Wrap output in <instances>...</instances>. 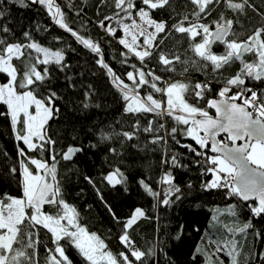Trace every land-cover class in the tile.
Returning <instances> with one entry per match:
<instances>
[{
	"label": "snow or ice",
	"instance_id": "snow-or-ice-1",
	"mask_svg": "<svg viewBox=\"0 0 264 264\" xmlns=\"http://www.w3.org/2000/svg\"><path fill=\"white\" fill-rule=\"evenodd\" d=\"M6 3L18 4L23 8L30 5L43 6L61 29L96 55L97 64L106 70L112 84L122 94L126 115H167L186 126L183 129L186 136L201 149H209L215 153L208 156L207 152L197 151L191 145H183L197 156L206 157L210 165L207 171L213 174L214 179L203 187L227 189L230 195L237 196L242 201H255L254 205L249 204L251 213L254 217L264 215V92L246 85L249 79L264 81V27L254 29L246 40L241 41L236 38L238 33L233 30L237 22L223 13H220L218 19L205 22L221 3L233 12L243 13L246 7H252L248 0H187L193 11L179 15L171 25L167 21L153 19L152 12L172 8L173 0H140L143 7H138L137 0H113V15L105 16L99 26L112 36L117 31L112 22L120 26L124 35L119 43L127 49L122 53L124 59L121 62L127 63L129 53L139 61V67L130 65L132 71L125 73L128 83L105 62L98 42L85 39L70 27L55 0H0V73L7 77L6 82L0 83V103L8 108L6 114L0 115L10 117L16 140L25 145V148L17 147L23 196H5L0 199V264H40L38 246L41 243V228L51 233L55 245L54 248H46L48 255L45 257V264H72L60 243L65 238L75 245L90 264H146L147 258L154 254L138 248L129 234L138 218L145 216L142 209H135L133 215L125 221L124 231L119 239L127 252H121L117 257L106 250L107 245L98 236L88 233L78 223L76 209L62 198L60 185L56 180V141L48 135L45 127L60 112L59 107H56V101L60 97L50 88L48 66L55 64L61 71L69 66L64 62L62 50H52L41 45L34 39L31 31L25 30L22 40L15 39V33L7 20ZM44 30L47 31V28ZM173 32L188 40V50L192 56L181 59L179 54L163 51L165 38ZM138 37H144L143 43L139 42ZM217 44L223 45L222 53L213 50ZM248 54H252L255 59L245 60ZM153 59L161 72L173 73L176 65L180 64L183 73L191 68L206 73L210 78L195 83L179 80L168 82L163 75L148 67ZM237 62L240 64L239 71L232 76H225V72ZM41 65L44 66L43 70H40ZM213 81L221 84L216 94L218 98L205 99L212 92ZM42 87L47 90L46 96L36 94ZM20 89L24 91H19ZM141 89L145 90V95H141ZM157 93L165 99L155 98ZM85 95L86 98L90 96L89 93ZM188 98L205 101L207 108L215 109L217 117L214 118L207 110L189 103ZM88 106L87 103L84 104L85 108ZM31 107L35 108V114L29 111ZM153 124L154 121L150 120L142 128L140 119L137 118L131 125V131H101L98 139L105 142L120 137L123 145L125 141L136 139L140 132L152 133L153 144L166 143L165 136L175 139L176 127L168 130L163 123L157 127H153ZM160 132L165 135H159ZM220 133L225 134L223 140L216 139ZM83 151L81 146L69 145L59 155L61 159L71 161L77 153ZM109 151L119 155L116 148H110ZM46 152L51 164L48 159L42 158ZM171 163L173 166H180L175 155L171 157ZM9 171L15 174L17 169L11 168ZM47 177H51V182ZM85 179L94 184L91 177ZM104 179L113 186L126 181L119 168ZM162 180L169 187L166 198L161 203L169 205L174 203L171 196L179 193L180 188L174 185V177L170 172L165 173ZM140 184L150 195L159 197L160 193L154 192L144 180ZM179 198L177 195L176 199ZM46 204L57 209L55 214L44 211L43 206ZM26 209H31V214ZM229 211L232 216H236L234 205ZM112 215L114 219H118L115 213ZM253 227L251 221H248L242 227L235 230L229 228L228 231L247 233ZM254 234L258 239L261 236L258 231ZM208 243L214 246L213 253L208 254L206 250L202 252L199 247L196 249L198 254L207 256L208 264H211L212 255L225 249L231 258V264H240L239 241H222L209 237ZM258 258L264 261V252H260Z\"/></svg>",
	"mask_w": 264,
	"mask_h": 264
},
{
	"label": "trees",
	"instance_id": "trees-1",
	"mask_svg": "<svg viewBox=\"0 0 264 264\" xmlns=\"http://www.w3.org/2000/svg\"><path fill=\"white\" fill-rule=\"evenodd\" d=\"M55 3L60 6L73 30L85 39L99 43L105 62L128 83L125 73L132 71L130 65L135 64L139 67V61L129 53L127 63L121 62L124 59L122 53L127 49L119 43V26L112 22L113 26L117 27L115 36L108 34L99 26V22L105 16L113 15L115 11L113 0H55ZM248 4L252 7H246L243 13H237L225 8L221 3L205 22L218 19L220 13H223L227 18L237 22L233 26V30L238 33L236 38L246 40L254 29L264 27V0H248ZM137 5L143 7L140 0H137ZM5 8L15 39L22 40V33L29 30L41 45L53 50H62L65 54L64 62L69 67L61 71L55 64L48 66L50 88L60 97L56 101V107H59L60 112L55 119L49 120L45 127L48 135L56 141L54 146L57 153L56 180L59 182L62 198L76 209L78 223L86 228L88 233L98 236L107 245L106 250L119 257V253L127 252L119 239L124 231V223L133 215L135 209L139 208L144 211L145 216L138 218L129 234L138 248L154 253L147 258L146 264H208L207 256L198 254L196 249L199 247L202 252L206 250L208 254L214 251V246L208 243L211 232H214L212 236L219 240L229 236L239 241L240 264L245 262L264 264V261L258 258V254L264 252V215L254 217L249 204L254 205L255 202H244L239 197L230 195L227 189L203 187L213 179V174L207 171L210 165L206 157L197 156L183 145H191L197 151L207 152L208 156L214 154L209 149H201L186 136L183 132L186 126L167 115L163 117L155 114L141 117L126 115L122 94L112 84L106 70L97 64L96 55L61 29L43 6L30 5L23 8L18 4L6 3ZM192 11L193 8L187 0H173L172 8L154 10L152 18L167 21L171 25L179 15ZM162 49L166 53L179 54L181 59L192 56L188 50V40L175 32L165 38ZM213 50L222 53L224 48L223 45L217 44ZM254 59L252 54L245 57L248 61ZM43 67L41 65L40 70H43ZM148 67L155 69L168 82L179 80L195 83L210 78L206 73L191 68L187 73H183L180 64L176 65V71L173 73L161 72L155 59L148 63ZM239 69L240 64L234 63L225 72V76H232ZM2 79L6 81V77ZM246 85L258 92H264V81L249 79ZM220 87V83L213 81L212 92L205 99L218 98L216 94ZM86 93L90 94L89 98H86ZM36 94L46 96L47 90L39 88ZM145 94V90L141 89V95ZM155 98L164 99L158 93L155 94ZM188 102L214 115V112L207 108L205 101L188 98ZM85 103L89 105L87 108L84 107ZM7 112V105L0 103V113ZM137 118L140 119L142 128L146 127L150 120L154 121L153 127L160 123L168 130L176 127L175 139L165 136L166 143L153 144L152 133L140 132L136 139L125 141L123 145L120 137L111 141H99L101 131L107 132L111 129L117 132L131 131V125ZM158 134L165 135L163 132ZM223 139L224 137L220 138ZM69 145L81 146L84 151L77 153L71 161H65L61 159L59 153L65 151ZM17 147L25 148V145L16 140L10 117L0 115V199L5 196L15 198L23 196ZM110 148H116L119 155L110 152ZM173 155L177 157L179 167L172 165ZM42 158L48 159L49 164L52 163L47 152ZM165 160L169 162L164 163ZM11 168H16L17 172L11 174L9 171ZM116 168L121 170L126 181L113 186L104 177ZM169 172L180 192L171 196L174 203L164 205L161 201L166 198L169 186L162 178ZM85 177H91L94 184L89 183ZM141 180H144L154 192L160 193L159 197H153L146 192L140 184ZM177 195L180 197L178 200ZM233 205L236 216H232L229 211ZM219 209L224 213L222 214ZM56 210L50 205L44 207V211L50 214H55ZM112 213H115L118 219H114ZM213 213L217 223L209 233L208 225ZM248 221H251L254 227L247 233L227 230L229 227L238 229ZM256 231L261 233L259 239L254 234ZM39 237L41 241L38 246L39 260L40 264H45V257L48 255L46 248H54L55 245L51 233L47 230L41 228ZM60 243L72 264H90L67 238ZM242 243L245 246L240 249ZM212 263L231 264L227 249L212 256Z\"/></svg>",
	"mask_w": 264,
	"mask_h": 264
},
{
	"label": "rangeland",
	"instance_id": "rangeland-1",
	"mask_svg": "<svg viewBox=\"0 0 264 264\" xmlns=\"http://www.w3.org/2000/svg\"><path fill=\"white\" fill-rule=\"evenodd\" d=\"M118 29H119V31H120V38L124 35V33H123V31L121 30V28H120V26L118 27ZM149 31H151V29H149ZM157 39H158V37H157ZM138 40H139V42L140 43H143V40H144V37H138ZM53 50V49H52ZM64 54V53H63ZM64 58H65V54H64ZM65 61V60H64ZM2 77H6V75L5 74H2V73H0V83H4V82H6V81H2L3 79H2ZM6 80H7V77H6ZM165 99V98H164ZM29 111L30 112H32L33 114H35V108L34 107H31L30 109H29ZM21 119H23V117H21ZM19 125L17 126V128L19 129ZM21 142V141H20ZM23 144V143H22ZM41 174H43V173H41ZM47 179L49 180V182H51V177H47ZM213 179H214V177H213ZM212 179V180H213ZM47 205V204H46ZM46 205H44L43 206V209H44V207L46 206ZM31 209H26V212H28L29 214H31ZM219 211L223 214L224 213V211H222L221 209H219ZM214 217H215V219H214ZM216 216H215V213H213L212 214V217H211V219H210V222H209V225H208V231L209 230H211V228L213 229V228H215V225H216V223H217V221H216ZM229 228H232V227H229ZM228 228V229H229ZM227 229V230H228ZM72 230H74V229H72ZM209 233H210V231H209ZM208 232H207V234H209ZM214 232H211L210 234H211V238H213V239H217V240H219V238H216V237H213L212 236V234H213ZM233 234V233H232ZM209 238V237H208ZM222 241H227V240H233V238H231V237H229V236H225V237H223V239H221ZM238 241V240H237ZM244 246H245V244L244 243H242L241 244V247H240V249H243L244 248ZM242 251V250H241ZM214 251H210V253L209 254H211V253H213ZM217 255V253L215 254V256ZM212 256H214V255H212ZM213 264V263H212Z\"/></svg>",
	"mask_w": 264,
	"mask_h": 264
},
{
	"label": "water",
	"instance_id": "water-1",
	"mask_svg": "<svg viewBox=\"0 0 264 264\" xmlns=\"http://www.w3.org/2000/svg\"><path fill=\"white\" fill-rule=\"evenodd\" d=\"M246 56H247V55H246ZM246 56H245V57H246ZM211 110L214 112V113H213V114H214L213 117L216 118V117H217V114H216V112H215V109H211ZM177 114H180V113H177ZM198 118H200V117H198ZM202 135H203V133H202ZM221 137H225V134H224V133H220V135H218V136L216 137V139H217V140H220ZM209 146H210V143H209ZM213 154L215 155V153H213ZM244 202H245V201H244ZM249 202H255V201H248L247 203H249Z\"/></svg>",
	"mask_w": 264,
	"mask_h": 264
},
{
	"label": "built area",
	"instance_id": "built-area-1",
	"mask_svg": "<svg viewBox=\"0 0 264 264\" xmlns=\"http://www.w3.org/2000/svg\"><path fill=\"white\" fill-rule=\"evenodd\" d=\"M219 189H221V188H219Z\"/></svg>",
	"mask_w": 264,
	"mask_h": 264
}]
</instances>
